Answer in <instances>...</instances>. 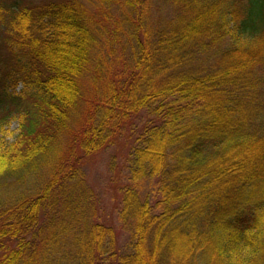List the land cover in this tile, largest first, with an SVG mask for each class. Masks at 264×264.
I'll return each mask as SVG.
<instances>
[{
	"label": "trees",
	"instance_id": "trees-1",
	"mask_svg": "<svg viewBox=\"0 0 264 264\" xmlns=\"http://www.w3.org/2000/svg\"><path fill=\"white\" fill-rule=\"evenodd\" d=\"M162 1L144 43L152 0H117V27L94 0H0V264H264V0ZM125 136L121 251L77 216L81 167Z\"/></svg>",
	"mask_w": 264,
	"mask_h": 264
},
{
	"label": "rangeland",
	"instance_id": "rangeland-1",
	"mask_svg": "<svg viewBox=\"0 0 264 264\" xmlns=\"http://www.w3.org/2000/svg\"><path fill=\"white\" fill-rule=\"evenodd\" d=\"M94 2L95 5L100 6V10L104 9L106 11V16L104 17H107L108 20L111 18H120V13H117L116 10L117 0H94ZM162 3V0H152L150 7H148L149 9L144 11L142 20H139V18L136 20L141 27V31L146 36L144 43H146V41H153L151 33L153 35V29L157 27L158 23V25H160V16L166 13ZM122 19L123 17L117 22H120ZM102 20L104 23L107 19L102 18ZM109 21L105 23V28H107ZM110 23L112 27H117L114 21H110ZM122 23H124V20ZM118 42L119 39L117 35L116 44L113 45V48L116 49V53L110 58L114 60L117 58L115 60V65L129 62L127 57L130 49L126 36L122 37L121 44H118ZM123 45H125V48L121 51L120 46ZM120 54L121 56H119ZM21 88V85H16L15 91L18 92ZM17 127V122L12 121L7 136L8 142L14 140ZM124 138L127 141L126 146L123 143L109 146L97 156L84 162L83 167H81L82 181L79 189V192L82 191V195L84 196L82 208L80 209L83 210V212H80L77 216L82 222L88 220L90 223L94 220L112 226L116 231L117 243L121 251L129 250L132 245L130 226L128 223L123 224L119 219L122 189L127 183V175L129 172L128 153L129 148L132 146L130 143L131 139H128L127 136ZM40 184L41 177L38 175L31 180L29 186L36 187ZM23 188L24 186H21L20 189ZM154 195L153 183L148 181L143 182L141 188H139L140 199H148L149 203H152L155 197ZM7 197L8 194L0 193L1 200ZM201 208L207 210L206 204L204 203Z\"/></svg>",
	"mask_w": 264,
	"mask_h": 264
}]
</instances>
